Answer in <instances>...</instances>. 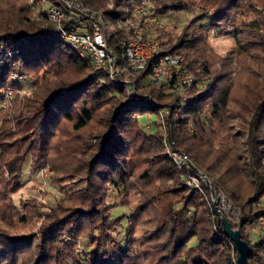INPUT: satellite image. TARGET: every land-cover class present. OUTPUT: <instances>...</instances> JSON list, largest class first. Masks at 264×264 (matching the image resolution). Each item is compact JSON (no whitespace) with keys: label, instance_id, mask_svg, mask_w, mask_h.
Listing matches in <instances>:
<instances>
[{"label":"trees","instance_id":"obj_1","mask_svg":"<svg viewBox=\"0 0 264 264\" xmlns=\"http://www.w3.org/2000/svg\"><path fill=\"white\" fill-rule=\"evenodd\" d=\"M79 1L109 18L108 4L112 1L116 8L121 0ZM0 2H7L11 10L9 17L0 15V102L7 89L22 86L13 76L30 75L34 86L29 96L0 110V221L26 226L37 215L30 239L19 240L25 234H11L8 224L0 227V264H15L16 251L24 248L31 264H236L234 245L222 233L209 190L201 184L205 196L197 191L188 195L182 185L187 174L195 175L193 170L179 171L164 155L158 135L145 150L138 131L142 142L137 150L132 145L133 118L168 105L177 115L172 143L213 190L240 208L239 224L231 225L240 229L251 249L248 263L264 264V242L251 240V231L264 216V12L252 16V0H158L157 12L164 17L194 8L201 11L180 30L166 24L159 35L164 52L180 53L197 82L208 83L203 89L187 90L189 105L183 113L178 112L182 107L176 97L149 85L142 91L150 99L127 104L122 89L95 83L87 62L51 35L46 17L35 19L28 0ZM240 4L244 14L233 27L235 48L230 57L215 58L205 37L231 27V14ZM62 121L77 134L89 127L97 133L90 135L96 144L69 153V165H53L59 187L84 185L86 191L69 195L54 209L40 211L37 206V211L34 203L22 214L9 213L2 201L18 190L25 157H31L32 169L37 162L43 164L42 148ZM188 124L196 134L189 133ZM15 138L27 146L8 142ZM58 147L59 143L55 150ZM133 149L144 151L143 159L134 157ZM63 152L67 151L61 147L53 158H62ZM111 193L123 195L124 204L131 195H139L132 225L123 229L125 245L114 236L124 217L110 219ZM136 234L139 252L132 241ZM82 236L89 237L90 251L75 254V241Z\"/></svg>","mask_w":264,"mask_h":264},{"label":"built area","instance_id":"obj_2","mask_svg":"<svg viewBox=\"0 0 264 264\" xmlns=\"http://www.w3.org/2000/svg\"><path fill=\"white\" fill-rule=\"evenodd\" d=\"M157 2L121 0L114 8L111 1L107 10L112 15L106 18L101 12L86 8L79 0H28L35 10V19L46 17L52 26L51 35L87 62L96 77V84L108 83L122 89L127 104L150 99L142 91L145 85L160 88L167 95L176 97L183 109L189 104L184 92L192 87L203 89L206 84L197 82L184 66V57L180 53L163 51V41L159 35L166 24L164 17L157 12ZM13 79L20 83L27 82L22 75ZM12 97L13 91L9 90L8 100ZM171 109L172 105H168L147 113L164 117ZM169 139L165 134L164 146L172 162L179 168L193 170L203 178L185 154L173 143L171 146L166 144ZM194 176L188 175L187 184L192 189H199ZM217 191L222 194L220 190ZM232 222L236 225V222ZM256 228L258 240L264 242V216L258 219Z\"/></svg>","mask_w":264,"mask_h":264},{"label":"rangeland","instance_id":"obj_3","mask_svg":"<svg viewBox=\"0 0 264 264\" xmlns=\"http://www.w3.org/2000/svg\"><path fill=\"white\" fill-rule=\"evenodd\" d=\"M252 1H253V4L251 6L252 9L249 12L252 14V16H256L258 13H260V11L261 13L264 12V0H252ZM0 5H1L0 15H2L3 17H9L11 14V10L8 9L9 4L7 2L6 3L0 2ZM237 8L235 9V12H232L231 14L232 15L231 16V21H232L231 27L229 26L228 28H226V30H222L219 33L211 31L205 37L206 47L209 50V52L213 56H215V58L226 59L230 57L231 52L235 48V38H234L233 27L239 19H242V13L244 14L242 10L243 8H241V4L238 5ZM31 10L32 12H34V15H35V10L32 8ZM210 13L211 11H209V14ZM199 15H201V11H199V9L197 8H194L191 11L186 12V13H178V14L165 16V17L163 16V17H164L165 24L169 26H173L180 30L181 27H184V25L188 24L191 20H193L196 16H199ZM252 16L250 17L248 16V18L250 19ZM244 18L245 17L243 16V19ZM41 73H42V70L39 71V74ZM18 76H21V74H18ZM25 77L27 79V82L20 83L22 85L20 88H9L2 94L3 99L0 102V110H6L14 101H20L26 96H29L33 92L34 90L33 80L31 79L30 75H25ZM205 84L208 85L207 82H205ZM31 86H32V89H30ZM9 90L13 91V97L10 100H8ZM184 95L187 98H190V94L188 93V91H185ZM188 105L189 104H187L185 108H187ZM185 108L181 109L178 112L183 113ZM174 112L175 111L172 108L171 111H169V113L166 114L164 117H161L160 115H156V114H151V113H143L141 115L134 117L133 121H135L136 128L133 126L130 132L135 135L134 136L135 139H133V143H132V145L134 146V149L137 150L138 143L142 142V140L139 141L136 137V134H139L138 131H140L143 135L142 145L144 146L145 150L148 149V146L150 147L149 140H153V137H156L158 135L161 140L164 155L168 159L171 160V158L166 153L163 137L166 134L170 138L169 143L167 140L166 144L171 146L172 144V141H171L172 121L175 118H177V115H175ZM180 115L182 114H179L178 116ZM187 129L190 134H196V130L192 124H188ZM96 134H97L96 132L91 130V127L82 131L80 134H77L71 130V125L66 124V122L64 121H62L59 125H57V127L54 128V138L50 139L49 144L47 146H44V148H42V152L45 154V157H46V159H44V163L42 164V163L37 162L36 166L32 169L31 157L30 156L25 157L23 168L21 170V174L19 175L20 177L19 185L20 186L17 188L18 190L14 193L10 192L6 196L5 201H2V203H7V205H9V210H10L9 213L22 214L28 211L30 208V205L34 203L36 204V210L38 209L37 206H40L39 208L40 211H42L43 209L44 210L50 209V208L54 209L56 205H58V203L66 200V198L69 195L77 196L78 194L85 192L86 187L84 185H81L80 187H75V186L68 187L69 189L59 187V184L53 180V175H54L53 165L59 164L61 167L69 165L70 161H72V158L69 156V153L72 155L74 153H77L78 151L81 152V149L86 148L87 144L93 145L96 141L95 139L91 138L90 135H96ZM77 136L81 137L80 142H78ZM13 140H15L14 142L15 146H23L25 148L28 144V143L20 142L17 138L12 139L8 142H11ZM53 141H54V144H53ZM57 143H59L58 151L55 150V145ZM61 147L66 149L67 152H63L65 154H63L62 158L60 157V158L54 159L53 156H55L56 158V155L58 152H60ZM134 149L131 150L130 153H135L136 155H134V157L143 159L144 151L137 152ZM179 151L182 152L180 149ZM141 161L142 160H138V162H141ZM172 163L175 165L174 162ZM143 167L142 166L139 167L138 170L143 169ZM176 168L179 171L188 170L186 167L179 168L176 166ZM199 173L202 175L201 172ZM202 176L203 178L195 172L194 178H196L197 180L198 187H200L199 189H194V188L192 189L191 186L187 184L188 174L186 177L183 178L182 185L187 189L188 195H190L194 191H197L205 196V193L201 189V184H203L210 192L209 199L213 207H214L215 200L219 198V203L217 207L216 208L214 207L215 211L221 212L229 221L232 222L233 220L234 222H236V225H234L233 222L232 224L234 226H237L239 224L240 208L236 207L223 193L221 194L218 191L213 190L210 181L204 175ZM211 189L214 191V195L211 194V191H210ZM10 191H13V190H10ZM221 195H223V198L226 199L233 207V210L230 211L229 213H227L222 208V196ZM125 199L126 198L123 197V195H119L117 193H111L107 199L110 205V208H111L110 219L113 220L114 218L124 217V220L122 221V228L120 227L119 230L117 229L115 230L117 232L119 231V233L116 234V232H114V236L116 240H119L122 245H125V242H126L125 235H123L124 234L123 229H126L128 226L132 225L131 215L136 209L139 195L138 194L131 195L129 197L127 204H124ZM261 205L264 206V198L261 200ZM2 211L3 209H0V212ZM188 214L191 215L190 213ZM36 218H37V215H34L33 218L29 221V223L26 226H19V225H15L12 223L9 224V223L0 221V224H1L0 227L5 228L8 224L9 226L7 227L11 228V230H9L11 234H15V235L25 234V238H22L19 240H26V239H30L31 235L36 230V227H37V224L35 223ZM258 235L259 234H258L257 228L255 231L253 232L251 231V240L253 243L258 242ZM63 241L71 242V240L66 236H63ZM132 241L136 243L135 251L139 252L141 249V244L140 245L138 244V242L140 243L139 235L136 234L135 236H133ZM86 251H90L89 237L82 236L75 241L74 252L75 254H82ZM27 253L28 251L25 248L22 249V251L17 250L15 253L14 263L15 264H31V260L28 261V257H25Z\"/></svg>","mask_w":264,"mask_h":264},{"label":"water","instance_id":"obj_4","mask_svg":"<svg viewBox=\"0 0 264 264\" xmlns=\"http://www.w3.org/2000/svg\"><path fill=\"white\" fill-rule=\"evenodd\" d=\"M211 194L214 191L211 189ZM219 203V198L215 200L214 207L216 208ZM220 218V226L222 233L233 243L236 251V264H249L248 259L251 255V249L247 242L242 240L241 232L238 227L233 228L231 222L221 213L218 212Z\"/></svg>","mask_w":264,"mask_h":264},{"label":"bare ground","instance_id":"obj_5","mask_svg":"<svg viewBox=\"0 0 264 264\" xmlns=\"http://www.w3.org/2000/svg\"><path fill=\"white\" fill-rule=\"evenodd\" d=\"M222 208L229 213L230 211L233 210V207L231 206V204L224 198H222ZM224 211V212H225Z\"/></svg>","mask_w":264,"mask_h":264}]
</instances>
